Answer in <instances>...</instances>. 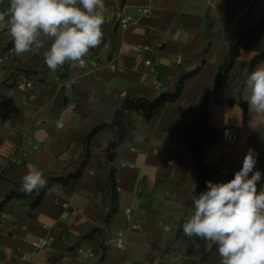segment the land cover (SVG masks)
Instances as JSON below:
<instances>
[{
    "label": "crops",
    "instance_id": "crops-1",
    "mask_svg": "<svg viewBox=\"0 0 264 264\" xmlns=\"http://www.w3.org/2000/svg\"><path fill=\"white\" fill-rule=\"evenodd\" d=\"M148 1L104 0L103 38L83 57L84 67L66 62L50 70L43 56L50 41L0 66V264H220L215 247L207 251L203 239L183 235L193 199L208 190L206 182L233 179L249 149L262 173L258 189L264 186V114L249 110L244 86L264 63L251 70L264 53V0H151V17L127 30L115 23L118 9L135 14ZM9 6L3 0V43L12 42ZM239 40L229 77L216 90ZM145 45L151 51L140 59ZM111 66L124 72L111 73ZM183 77L181 96L153 118L126 111L127 135L113 147V116L124 101L175 93ZM25 80L33 90H23ZM226 127L238 135L234 146L221 141ZM82 164L78 178L54 181L73 177ZM32 167L47 185L25 194L22 177ZM39 237L49 240L46 249L31 245Z\"/></svg>",
    "mask_w": 264,
    "mask_h": 264
},
{
    "label": "clouds",
    "instance_id": "clouds-1",
    "mask_svg": "<svg viewBox=\"0 0 264 264\" xmlns=\"http://www.w3.org/2000/svg\"><path fill=\"white\" fill-rule=\"evenodd\" d=\"M104 0H10L7 11L15 53L36 52L50 41L44 61L55 71L66 62L84 64L90 49L103 38ZM5 18L0 13V20ZM249 110L264 114V63L246 78ZM256 154L249 149L242 167L228 182L208 181L207 191L193 199V211L183 220V235L215 247L220 264H264V186L258 189L262 173L254 171ZM37 168L22 177L21 191L31 194L46 187Z\"/></svg>",
    "mask_w": 264,
    "mask_h": 264
},
{
    "label": "built area",
    "instance_id": "built-area-1",
    "mask_svg": "<svg viewBox=\"0 0 264 264\" xmlns=\"http://www.w3.org/2000/svg\"><path fill=\"white\" fill-rule=\"evenodd\" d=\"M2 2H3V0H0V13L5 14V12L2 8ZM208 3L211 6L214 5L213 0H209ZM153 13H154V4L150 0V1L146 2L144 5L140 6L137 9L135 14H131V13L125 11L123 8L118 9L114 15V21L121 29L127 30L133 24H135L137 21L144 19V18L151 17L153 15ZM5 20H6V15H5V18L3 20H0V23H4ZM161 46L162 45L159 44L157 46V48L160 49ZM150 51H151L150 46H148V45L141 46L139 58L144 59V56L142 54L144 52H150ZM15 55H16V53L14 51L13 42L3 43L2 39L0 37V66L4 63V60L6 57L10 58V57H14ZM181 61H182L181 58L177 59L178 64H180ZM144 63L146 66H151L153 61L151 59H145ZM79 65L81 67H84L85 63L84 64L79 63ZM110 71H111V73H118V72L123 73L124 69L118 68L116 66H111ZM22 84H23V90H25V91H31L34 88L33 83L31 81L25 80V81H23ZM221 141L225 145L234 146L238 142V135L233 131L232 128L226 127L221 132ZM175 162L176 161L174 159H169L167 164L170 167V166H173L175 164ZM116 191L119 192L120 188H116ZM126 213L129 215L131 213V210L127 209ZM6 218H7L6 215L1 216V220H4ZM128 220L129 221L131 220L130 216H128ZM31 245L36 250L46 249L49 246V240L47 238H44V237H39V238L33 240L31 242ZM83 252L84 251L81 248L77 250V253H79V254H82ZM88 254L91 256L94 255L91 251H88Z\"/></svg>",
    "mask_w": 264,
    "mask_h": 264
},
{
    "label": "trees",
    "instance_id": "trees-1",
    "mask_svg": "<svg viewBox=\"0 0 264 264\" xmlns=\"http://www.w3.org/2000/svg\"><path fill=\"white\" fill-rule=\"evenodd\" d=\"M262 29V25H260L259 27L255 28L254 30H250L247 31L243 34H250V33H258L260 30ZM240 44V40L237 43L235 49L231 52L230 58L229 60L225 63L224 65V69L221 73L220 78L218 79V81L216 82L215 85V89H220L227 81L228 77H229V73L230 70L232 69L234 62H235V58L238 55V46ZM264 58V53H262L261 55H259L251 64V70L254 67V64L259 60ZM186 77H183L180 82H179V86L176 90L175 93L172 94H162L159 97H157L154 101H147V100H131V99H126L124 101V103L121 106V109L116 111L114 113L113 116V121H112V126L113 127H117V142L115 144H113V147L117 144V143H121L126 135H127V128L126 125L124 123V116H125V112L126 111H138V112H142L145 116V118L147 120L153 118L155 116V114L157 113V111L163 107L165 104L167 103H172L175 102L182 93V88H183V84L185 81ZM105 126H99L97 127L89 136H88V140H90L97 132H99L100 130L104 129ZM204 130H207V126L206 124H204ZM84 164H82L79 172L74 175L73 177H69L68 179H55L54 181H58V182H63L64 184H68L72 178H78L79 176H81L82 174V169H83ZM202 188L200 189V191L203 190L204 186H201ZM43 191L40 192V195H42ZM40 196L38 197V199L36 200L35 203H38L40 200Z\"/></svg>",
    "mask_w": 264,
    "mask_h": 264
},
{
    "label": "rangeland",
    "instance_id": "rangeland-1",
    "mask_svg": "<svg viewBox=\"0 0 264 264\" xmlns=\"http://www.w3.org/2000/svg\"><path fill=\"white\" fill-rule=\"evenodd\" d=\"M220 121H222V119H220ZM100 254H101V257H102V254H103V253H102V252H100Z\"/></svg>",
    "mask_w": 264,
    "mask_h": 264
},
{
    "label": "water",
    "instance_id": "water-1",
    "mask_svg": "<svg viewBox=\"0 0 264 264\" xmlns=\"http://www.w3.org/2000/svg\"><path fill=\"white\" fill-rule=\"evenodd\" d=\"M210 88V87H209ZM215 135H217V133H215Z\"/></svg>",
    "mask_w": 264,
    "mask_h": 264
}]
</instances>
